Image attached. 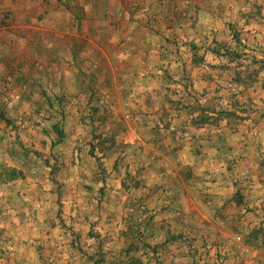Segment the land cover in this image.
Returning <instances> with one entry per match:
<instances>
[{
	"label": "rangeland",
	"instance_id": "obj_1",
	"mask_svg": "<svg viewBox=\"0 0 264 264\" xmlns=\"http://www.w3.org/2000/svg\"><path fill=\"white\" fill-rule=\"evenodd\" d=\"M162 1H167L168 11L174 7L178 12L180 0ZM257 1L232 0L229 11H221L238 13V20L221 21L229 25L225 34L229 41L207 49L218 61L207 64L209 76L198 77L207 84L203 91L195 90L196 100L185 111L184 122L175 121L182 99L177 100L174 88L161 86V99H146L149 108L162 105L168 114L155 115L153 130L188 141L201 130L211 135L208 125H219L220 120L226 127L227 120L232 134L255 129L249 131L250 140H258V148H264L256 128L264 118V50L244 46L240 31L250 14L264 24V11L255 10L260 7ZM179 13L181 19L188 17L187 11ZM169 37L173 58L187 52L181 50L178 37ZM249 54L254 58L243 57ZM170 67L160 68L167 83ZM21 80L24 92L10 85L3 93L13 91L16 99L2 102L0 96L5 105L0 108V264H247L249 260L238 259L229 245L214 243L210 233L198 235L197 223L181 218L170 223L159 217L162 209L152 204L160 201L154 200L158 185L147 184L143 159L133 158L124 137L128 110L120 94L121 106L104 95L108 85H95L89 77L77 78L76 86L70 79L67 83L43 76ZM199 104L203 107H195ZM203 110L206 120L200 121ZM147 111L146 116L152 115ZM55 125L61 126V141ZM190 168L186 167L188 180L195 174ZM260 177L256 182L264 187ZM245 203L249 206L245 215L250 213L251 219L258 218L256 209L264 212V207H251L250 200ZM260 213L261 227L249 222L254 228L243 243L264 251V214ZM253 259L249 264H264L263 254Z\"/></svg>",
	"mask_w": 264,
	"mask_h": 264
},
{
	"label": "crops",
	"instance_id": "obj_2",
	"mask_svg": "<svg viewBox=\"0 0 264 264\" xmlns=\"http://www.w3.org/2000/svg\"><path fill=\"white\" fill-rule=\"evenodd\" d=\"M190 1L180 0L176 12L174 7L168 11L167 1L161 0H0V96L10 85L24 92L20 79L25 82L42 76L68 78L67 83L70 79L75 86L76 79L84 77L94 78L95 85H108L104 93L108 99L119 106L118 94L125 99L122 105L128 110V131L124 137L131 144L133 158L143 159L147 184L158 185L154 200L160 201L152 204L162 209L159 217L170 223L179 218L197 223L198 235L210 233L214 243L229 245L238 259L249 260V264L255 256L264 255L243 243L254 228L249 222L261 227L257 221L260 212L264 214L256 209L255 220L250 213L245 215L249 208L246 199L251 207H264V187L256 182L260 176L264 179V148H258V140H250L249 133L255 129L232 134L228 121L223 128L220 120L219 125H208L211 135L192 128L197 129L193 138L180 140L170 132L165 135L153 130L155 115L168 114L162 105L149 108L145 102L147 98L161 99L162 87L174 88L177 100L182 99L178 104H182L180 115H173L176 122H184L185 111L196 100L195 90L201 92L207 84L198 77L209 76L207 64L218 61L207 49L229 41L225 36L229 25L221 21L238 20V13L233 16L221 11H229L232 0H192L184 8ZM263 1H257L260 7L255 10L264 11ZM185 11L188 17L181 19L179 12ZM251 16L241 24V41L244 46H263L264 50V24ZM170 35L178 37L181 50L187 51L178 58L169 52ZM243 57L250 59L252 54ZM165 65L171 66L168 83L160 70ZM147 108L152 115L146 116ZM256 128L264 144V118ZM187 166L195 173L191 180L186 178Z\"/></svg>",
	"mask_w": 264,
	"mask_h": 264
},
{
	"label": "trees",
	"instance_id": "obj_3",
	"mask_svg": "<svg viewBox=\"0 0 264 264\" xmlns=\"http://www.w3.org/2000/svg\"><path fill=\"white\" fill-rule=\"evenodd\" d=\"M203 114L202 115H200L198 118H199V120L201 121V120H206L205 118V113H204V110H203V112H202ZM0 114H1V112H0ZM4 118V120H6L5 119V117H3ZM54 131L56 132V134L59 136V138H60V141L63 139V133H62V129H61V126L60 125H55L54 126ZM13 174H14V177L16 176L15 175V171H13ZM251 237H252V239L253 240H257V236L256 235H251ZM248 243H251V240L250 241H247Z\"/></svg>",
	"mask_w": 264,
	"mask_h": 264
},
{
	"label": "built area",
	"instance_id": "obj_4",
	"mask_svg": "<svg viewBox=\"0 0 264 264\" xmlns=\"http://www.w3.org/2000/svg\"><path fill=\"white\" fill-rule=\"evenodd\" d=\"M61 1L64 2L65 0H61ZM16 98H17L16 93L12 91V92H7V93L3 94V96L1 97V101L2 102H8V101H11V100L16 99Z\"/></svg>",
	"mask_w": 264,
	"mask_h": 264
}]
</instances>
